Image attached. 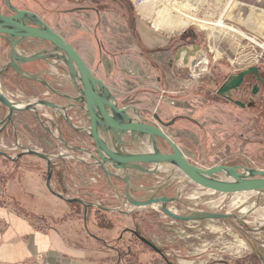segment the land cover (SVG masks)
I'll list each match as a JSON object with an SVG mask.
<instances>
[{
    "label": "rangeland",
    "instance_id": "obj_1",
    "mask_svg": "<svg viewBox=\"0 0 264 264\" xmlns=\"http://www.w3.org/2000/svg\"><path fill=\"white\" fill-rule=\"evenodd\" d=\"M12 1L19 8L39 15L71 45L93 75L107 86L119 107L137 108L143 120L155 122L153 116L156 115L163 123L173 121L170 126L162 128L191 164L200 168L225 165L264 170V81L263 85L258 83L255 95L251 94L250 85L244 92L232 95L233 100L245 105L252 101L251 108H240L216 94L227 77L248 67H256L259 75H264L260 65L264 60V50L256 46L246 48L247 52L243 54L244 44L239 39L237 26L234 28L236 32H232L227 28L231 22L222 17L224 2L173 0L179 6H189L202 21L212 23L189 25L188 29L198 36V49H184L169 46L168 42L164 47L165 37L171 35L155 30L152 25L160 10L159 1L148 0L152 6L146 19L140 18L143 15L133 0ZM246 5L254 6V2L251 0ZM233 12L237 15L239 10L232 8L230 13ZM248 15L240 10L241 18ZM217 22L221 23V28L215 25ZM148 23L157 33L147 28ZM22 51L30 53L29 50ZM7 52L8 46L0 42V68L8 63ZM259 52H262L263 59L254 63V55ZM180 54L186 61L180 64L181 69L173 67L171 74L170 66L175 64ZM199 54L207 55L206 71L185 89L183 83L187 79L189 62ZM49 62L57 63L55 59H49ZM205 62L204 59V65ZM24 68L29 74L45 70L48 74L40 77L65 97L51 93L38 82L16 77L11 71L3 88L13 101L17 104L36 99L49 101L68 108L67 117L74 127L82 129L88 126V117L79 108L80 104L72 101L77 93L62 64L58 62L53 66L45 61L34 62ZM5 114L6 109L0 106V121ZM13 116V134L7 141L3 140L5 148L0 146V150L12 157L22 150H34L51 157L52 163L65 161V166L70 167L67 180L73 177L71 170L74 165L85 169L89 176V171L101 175L97 184L79 191H65L58 184L51 188L70 199H79L80 194L87 191L95 196L88 197L86 201L111 209L110 213L99 211L105 223L110 221L114 225L113 230L107 234L94 227L91 230L109 242L106 245H112L115 238H122L124 242L120 244V250L124 252L128 246L134 253L130 264L167 263L126 232L127 229L138 231L161 249L172 264H264V220L260 217L264 213V193L246 194L248 197L239 208L233 207L232 203L241 198V194H228L220 204L211 205L209 202L222 195H206L205 189L190 184L180 188L177 180L170 181L164 174L129 171L128 194L133 200L173 199L166 207L179 216L198 211L235 216L230 222L214 219L174 221L150 206L132 207L125 198L124 182L115 177L108 178L88 158L89 153L96 157L92 140L84 132L75 131L57 113L43 107L16 112ZM156 144L160 153L170 152L164 142L157 140ZM121 147L129 154L140 150L138 143L128 135L121 136ZM21 159L24 165L41 168L40 185H44L46 163L29 156ZM139 167L149 169V165ZM12 171V166L0 161V181H8L14 174ZM107 171L113 172L110 167ZM26 187L31 192L32 186ZM243 208L245 212H241ZM96 211L97 208H91V213ZM77 212L80 218L84 216L82 209ZM68 213L72 214L70 209Z\"/></svg>",
    "mask_w": 264,
    "mask_h": 264
},
{
    "label": "water",
    "instance_id": "obj_2",
    "mask_svg": "<svg viewBox=\"0 0 264 264\" xmlns=\"http://www.w3.org/2000/svg\"><path fill=\"white\" fill-rule=\"evenodd\" d=\"M4 1L8 9L13 12L14 15L3 16L0 14V38L9 43L8 63L5 69L0 70L1 87L4 86L2 73L10 67L20 78L38 82L51 93L65 97L63 94L53 90L39 75L26 73L18 65L35 61H45L46 63L55 66V64L59 62V64H62L66 68L67 77L76 90L77 95L72 101L80 104L79 108L88 117L89 124L87 127H89V134L83 128L78 129L71 124L67 117L68 108L66 107L38 99L33 100L35 103L33 101L30 103L22 102L25 103V105L21 106V103L17 104L15 101L9 100L1 93L0 106L6 109V115L0 121V134L11 124L14 113L36 110L39 108L37 107V104H40L42 108H49L54 113H57L75 131L84 132L92 140L96 157L93 155L91 156L89 153L90 158L94 161L95 165L103 170L108 178L115 177L124 182L125 198L132 207L145 208L154 204H159L161 213L174 221L195 222L214 219L230 222V219L235 216L227 213L219 214L203 211L192 212L186 216H179L171 213L166 207V204L172 202L173 199L166 197H153L142 201L133 200L128 194V188L130 186L128 173L124 178H118L113 172L107 171V167H110L111 169H123L130 166L132 170L152 173L139 166L149 165L151 163L169 162L181 171L183 176L189 181V184L198 188L207 189L218 194L247 192L257 194L264 193V170L236 166L229 167L225 165H214L209 168H200L191 164L181 149L169 138V136L166 135L162 128L170 126L173 121L165 124L156 115L153 116L155 122L145 121L141 118L140 112L137 108L132 106L119 107L103 81L93 75L81 57L75 52L74 48L57 32L47 26L35 14L29 11L16 10L11 7L10 0ZM36 42L49 44V51L34 52L29 55H18L16 53L19 45L24 44L30 46L31 44H36ZM60 53L65 57L62 58L59 55ZM49 59H55L57 63H51L49 62ZM248 76L252 77L256 83L263 85V80L258 73V69L256 67H248L235 75L227 77L217 89L216 94L233 102L234 105L240 108H244L245 106L251 108L253 106L252 101H249L245 105L240 101H232L230 98L231 93L237 90L242 85L244 79ZM257 90L258 86L255 84L251 94L255 95ZM58 110H62L63 113H58ZM99 133L108 137L109 140L116 141L120 146L121 136L123 135H128L137 143L139 141H147L154 152L119 155L109 148V146L101 139ZM157 140L164 142L168 146L170 152L166 154L160 153L156 144ZM63 144L66 145L65 142H63ZM24 156L34 157L46 163L45 187L47 191L57 199H60L65 203L81 204L84 212H86L88 207H95L105 213L112 212L111 209H107L98 204L85 203L78 198H66L53 191L50 185L53 167L51 157L34 150H22L15 157H12L7 152L0 150V157L9 161H16ZM76 160L84 163L83 160ZM223 173H225L231 181L214 179V177L222 175ZM83 221L84 223L86 222L85 216L83 217ZM126 232L134 235L139 242L160 255L167 264H172L157 246L143 236H140L136 230L127 229ZM254 253L260 255L257 250H254Z\"/></svg>",
    "mask_w": 264,
    "mask_h": 264
},
{
    "label": "crops",
    "instance_id": "obj_3",
    "mask_svg": "<svg viewBox=\"0 0 264 264\" xmlns=\"http://www.w3.org/2000/svg\"><path fill=\"white\" fill-rule=\"evenodd\" d=\"M133 1L143 16L137 15L146 19L152 4L148 0ZM152 1L161 3L152 25L155 30L163 31L171 35L170 37H177L186 31L189 25L202 21L187 5L179 6L173 0ZM221 1L225 3L222 17L231 22L230 27L227 28L232 29V32H236L234 28L237 26L239 39L244 44L243 54L247 52L246 48L256 46L264 50V0H252L254 6L246 5L251 0ZM232 8L239 10L237 15L235 12L230 13ZM240 10L249 15L241 18ZM236 16L238 19H235ZM147 28L157 33L150 24ZM165 38L164 47L168 42V37ZM3 40L0 38V42L4 43ZM191 49L198 47L194 46ZM254 63H256L255 59ZM6 65L0 70L5 69ZM260 65L264 71V60ZM157 81L159 82L160 79ZM12 128L10 124L0 134V141L3 144V140L7 141L13 134ZM21 158L9 161L0 157V161L12 166L14 173L8 181L5 179L0 181V264H130L129 261L133 260L134 253L128 246L124 252L120 250V244L124 242L122 238H115L112 245H106L109 242L94 235L92 227L100 231L102 229L97 226L95 213H91L92 207H88L84 212L81 204L65 203L51 195L45 183L40 185L41 168L24 165ZM64 162L53 163L50 181L53 188L57 184L63 187L67 180L70 167L65 166ZM59 175L61 181L58 182L55 176ZM27 185L32 186L31 192L27 189ZM80 195L79 199L85 203H91L85 199L95 196L87 191ZM69 209L72 214L68 213ZM78 209H82L86 217L85 223L84 216L80 218L77 215ZM112 230L113 228L104 232L107 234Z\"/></svg>",
    "mask_w": 264,
    "mask_h": 264
},
{
    "label": "bare ground",
    "instance_id": "obj_4",
    "mask_svg": "<svg viewBox=\"0 0 264 264\" xmlns=\"http://www.w3.org/2000/svg\"><path fill=\"white\" fill-rule=\"evenodd\" d=\"M199 23L202 24V25L212 24V23H206L205 21H199ZM215 25L217 27H220V28L222 27L220 22H217ZM263 48H264V46H263ZM16 53L18 55H21L19 49L16 50ZM59 55L62 58L65 57L61 53ZM204 59L206 61V58L204 57V55H200V56H198V58H196L195 63H194L195 69H193V72L194 73L200 72V71H204L206 69L205 67H206V63L207 62H205V65H204ZM0 93L3 94L4 96H6L9 100H12V98L9 97V95L4 91V88L1 87V84H0ZM33 102L35 103V101H33ZM24 105H25V103H21V106H24ZM37 107L42 108V106L40 104H37ZM57 112L58 113H63L62 110H58ZM83 129L85 131H87L88 134H89V127H85ZM99 136L109 146V148L113 152H115V153H117L119 155H126V154H128L125 150L122 149V147L116 141H113L111 139L109 140L108 137H105L103 134H100V133H99ZM138 146L140 147V150H139L138 153H143L144 154V153L154 152L153 149L150 147V145H149V143L147 141L146 142L139 141L138 142ZM87 156H88V158H90V154H87ZM112 170H113V174L115 176H117L118 178H124L129 171H132V169H131L130 166H127V167H125L123 169H117V168H115V169H112ZM148 171H150L152 173L164 174V175H166L170 179V181H173L174 179L177 180V181H182L181 187H183L184 184H189V181L183 176V174L181 173V171L176 166H174L173 164H171L169 162L151 163V164H149ZM214 179L221 180V181H231V179L225 173H223L222 175H217V177H214ZM205 190H206L205 191V194L206 195H213L214 194V192H212L210 190H207V189H205ZM234 194L235 195L241 194V196L243 195L241 198H237L235 200L233 198V200H234L233 203H232L233 207L239 208L240 205L247 199L248 196H246V194H251V193L247 192V193H234ZM220 195H222V197H220L219 199H217L215 201L209 202V204H211V205L220 204L223 201L224 196H226L228 194H220ZM150 207L154 208L155 210H157L158 212L161 213V211H160V205L159 204H154V205H151ZM169 211L171 212V210H169ZM245 211H246L245 208H243L241 210V212H245ZM260 217L264 220V213L261 214Z\"/></svg>",
    "mask_w": 264,
    "mask_h": 264
},
{
    "label": "built area",
    "instance_id": "obj_5",
    "mask_svg": "<svg viewBox=\"0 0 264 264\" xmlns=\"http://www.w3.org/2000/svg\"><path fill=\"white\" fill-rule=\"evenodd\" d=\"M230 30L233 31L232 29H230ZM200 55L201 54L196 55V57L193 58L189 62L187 79L183 83V87H185V89L187 87H189L190 85H192L206 71V69H205L204 71H200V72H196V73L193 72V69H195V67H194L195 60ZM204 56H205L206 62H207L205 68H207V65H208L207 55H204ZM184 57H185L184 55L180 54L179 58H177L175 60V64L173 66H170L171 67V72H170L171 74L173 73V67L176 69L182 68L180 64L184 63L186 61V59ZM254 59H255L256 63L262 61V59H263L262 53H259L258 55H256L254 57ZM170 104H173V102L171 101ZM0 146L2 148H5L2 144V142H1ZM71 172H72L73 177H70V179L67 180L65 182V184L63 185L65 191H67V190L79 191L80 188L92 186L94 184H97L98 181L101 180V175L99 173H95L94 171L93 172L89 171V174H91L89 176L86 174L87 171L85 169L81 168L80 166L76 167V165H74Z\"/></svg>",
    "mask_w": 264,
    "mask_h": 264
},
{
    "label": "flooded vegetation",
    "instance_id": "obj_6",
    "mask_svg": "<svg viewBox=\"0 0 264 264\" xmlns=\"http://www.w3.org/2000/svg\"><path fill=\"white\" fill-rule=\"evenodd\" d=\"M10 5H11V7L12 8H14V9H16V10H24V11H27V10H25V9H22V8H19L18 6H16L15 4H14V2L12 1V0H10ZM0 14L1 15H3V16H12V15H14L13 14V12H11L9 9H8V7L6 6V4H5V1L4 0H0ZM34 14V13H33ZM37 17H39L44 23H45V21L39 16V15H37V14H35ZM46 24V23H45ZM47 25V24H46ZM48 26V25H47ZM34 27V26H33ZM2 39V38H1ZM3 42H4V44L5 45H7L8 46V50H9V43L7 42V41H5V40H3ZM19 50H20V53H21V55H29V54H31V53H34V52H40V51H44V52H48L49 51V49H50V46H49V44H47V43H39V42H36V44H31L30 46H27V45H19V48H18ZM29 50L30 51V53H24L22 50ZM7 57H8V52H7ZM8 59V58H7ZM35 62H44V61H35ZM34 62H29V63H24V64H18L19 65V67L24 71L25 70V68H24V66H27V65H31V64H33ZM7 70H10V72L12 71V69L9 67ZM12 73H14L13 71H12ZM48 73L45 71V70H41V71H39L38 73H37V75H39V76H44V75H47ZM14 75H17V74H15L14 73ZM18 76V75H17ZM260 76H261V78H262V80L264 81V75L263 74H260ZM19 77V76H18ZM245 82H246V84H245ZM255 84H257V86H258V83H256V81L252 78V77H250V76H248V77H246L245 79H244V81H243V83H242V85L237 89V90H235V91H233L232 93H231V100L232 101H238V100H233L232 99V95H233V93H242V92H244L245 91V87L247 86H249L250 85V88H251V91H252V89H253V86L255 85ZM224 101L225 102H228V103H233V102H231V101H228L226 98H224ZM145 121H149V120H147V119H145ZM151 122V121H150ZM166 124V123H165ZM179 182V184H180V188H181V184H182V181H178ZM134 238H136L134 235H132ZM137 239V238H136ZM138 240V239H137ZM126 249H127V246H126ZM125 254H123V256H124Z\"/></svg>",
    "mask_w": 264,
    "mask_h": 264
},
{
    "label": "trees",
    "instance_id": "obj_7",
    "mask_svg": "<svg viewBox=\"0 0 264 264\" xmlns=\"http://www.w3.org/2000/svg\"><path fill=\"white\" fill-rule=\"evenodd\" d=\"M133 16H135V15H133ZM168 42H169L170 46H175L176 45L177 47H182L184 49L192 48L194 46H197L198 43H199L198 42V36L196 35V33H194V31L192 29H187L181 35H179L177 37H168ZM8 73H10V70H5L2 73L4 84L8 82V79H7L8 75L6 76V74H8ZM16 77H18V76L16 75ZM55 178H56V180L58 182L61 181V176L60 175L59 176H55ZM95 219L97 221L98 228H101L102 230H111L113 228V224L110 221L105 223L106 220L103 218V215H102V213H100L99 210L95 212ZM136 232L138 233V231H136Z\"/></svg>",
    "mask_w": 264,
    "mask_h": 264
}]
</instances>
